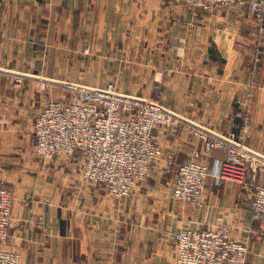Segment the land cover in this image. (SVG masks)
<instances>
[{"label":"crops","instance_id":"crops-1","mask_svg":"<svg viewBox=\"0 0 264 264\" xmlns=\"http://www.w3.org/2000/svg\"><path fill=\"white\" fill-rule=\"evenodd\" d=\"M244 1L194 10L172 0H0V187L13 194L4 247L20 264H173V234L222 224L245 243V264H264L251 214L262 178L218 179L226 153H205L191 135L233 133L264 154V18ZM60 80L110 81L178 118L153 133L163 159L128 197L84 183L77 155L35 153L33 120L59 101L49 82ZM195 154L209 172L198 209L170 195L178 165Z\"/></svg>","mask_w":264,"mask_h":264},{"label":"built area","instance_id":"built-area-1","mask_svg":"<svg viewBox=\"0 0 264 264\" xmlns=\"http://www.w3.org/2000/svg\"><path fill=\"white\" fill-rule=\"evenodd\" d=\"M192 9L212 10L242 5L244 0H172ZM257 23L264 18V0H248ZM22 82L15 77L14 84ZM70 100H49L42 104L32 123L35 153L42 159L77 155L79 175L84 183L102 188L115 198H126L143 183L163 159L155 131L174 130L178 118L158 102L121 92L116 86L63 84ZM205 153L223 150L226 158L218 179L242 182L247 174L262 178L256 184L251 203L252 220L264 234V154L249 149L233 133L191 127ZM168 166L172 155L165 158ZM207 165L198 154L178 165L171 196L184 206L201 207ZM13 194L0 187V264H20L19 256L5 249L11 220ZM173 264H245L247 247L232 236L231 226L207 229L181 228L173 234Z\"/></svg>","mask_w":264,"mask_h":264},{"label":"rangeland","instance_id":"rangeland-1","mask_svg":"<svg viewBox=\"0 0 264 264\" xmlns=\"http://www.w3.org/2000/svg\"><path fill=\"white\" fill-rule=\"evenodd\" d=\"M175 46V45H174ZM174 46H171L172 48H175ZM84 56H82L83 57V60H86V58L88 57V52H89V49L88 48H85L84 49ZM89 74L90 72H83V71H79V72H76V74L78 75V74H80V75H78V76H81V77H83L85 74ZM48 82V81H47ZM68 82H70V81H65V80H60V81H56V82H49L50 84H54V85H52L51 86V92H53V95L55 94V93H57L58 94V97L60 96L61 98L60 99H58L59 101H61V99L63 100V99H67V101L68 100H70V96L64 91V89H63V84H65V83H68ZM108 82H110V81H108ZM108 82H105L104 83V85L107 83V84H112V85H114L113 83H108ZM107 84L105 85V86H107ZM104 85H102V86H104ZM101 86V87H102ZM104 86V87H105ZM115 86V85H114ZM116 88H117V86H116ZM118 89V88H117ZM154 89H159L158 87H154ZM145 98H148V97H145ZM54 101V100H53ZM152 174V173H151ZM150 174V175H151ZM171 195V194H170ZM172 197V196H171ZM193 209V208H192Z\"/></svg>","mask_w":264,"mask_h":264}]
</instances>
